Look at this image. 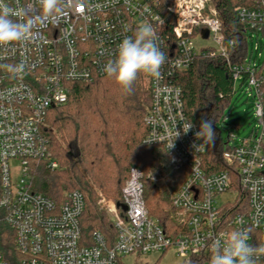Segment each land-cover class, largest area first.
I'll use <instances>...</instances> for the list:
<instances>
[{
  "label": "built area",
  "instance_id": "1",
  "mask_svg": "<svg viewBox=\"0 0 264 264\" xmlns=\"http://www.w3.org/2000/svg\"><path fill=\"white\" fill-rule=\"evenodd\" d=\"M28 2L6 0L11 7ZM158 4L71 0L59 21L39 25L27 41L0 46V221L13 230L23 264H119L128 255L169 251L184 259L203 255L210 264L211 242L241 228L249 232L250 244H264V0L237 8L248 43L240 64H232L234 40L227 41L214 0H171L167 7L175 19L171 27ZM141 24L153 26L165 54L158 77L142 74L151 93L144 143L163 146L178 177L170 199L175 224L166 229L150 214L144 182L151 177L132 167L122 188L121 210L114 201L99 200L116 231L113 246L99 230L93 232L91 243H85L80 223L84 194L67 190L57 200L34 190L31 162L60 167L42 131L50 110L68 102L72 83H93L106 76L104 67L115 59L120 42ZM198 39L207 43L198 46ZM200 55L226 60L234 94L239 87L246 89L256 120L239 143L231 144L235 135L229 129L223 158L230 168L214 172L206 170V148L195 136L199 127L193 121V129L168 148L175 126L181 130L183 122L191 121L176 75ZM18 63L25 65L24 72L13 76L5 66ZM12 162L17 163L16 170ZM258 262L264 264V256ZM0 264H7L1 252Z\"/></svg>",
  "mask_w": 264,
  "mask_h": 264
},
{
  "label": "trees",
  "instance_id": "2",
  "mask_svg": "<svg viewBox=\"0 0 264 264\" xmlns=\"http://www.w3.org/2000/svg\"><path fill=\"white\" fill-rule=\"evenodd\" d=\"M158 2L157 10L173 26L175 19L167 10L171 0ZM214 2L227 41L234 40L230 49L232 64H240L247 56L248 43L241 32L243 24L237 8L249 5L250 0ZM141 78L142 74L138 75L130 93L107 75L93 83H72L68 102L52 108L42 127L49 148L61 165L59 169H50L43 161H32L33 188L57 200L67 190L78 189L84 194L86 207L80 223L85 243H91L93 232L99 230L107 244L113 246L116 231L98 204V193L101 191L113 199L121 210L122 188L132 167L145 173L152 169L167 176L157 182L146 179L144 195L150 214L164 228L171 229L175 224L170 196L177 184L169 171V154L163 146L144 143L147 134L144 116L151 93ZM175 80L182 88L188 118L198 127L202 120H211L216 132L214 143L204 144L206 170L230 168L223 158L227 147L219 128V123L226 121L234 94L226 60L220 55H200L189 69L178 72ZM0 252L7 264H23V257L15 247L14 232L5 221H0ZM119 264H123L121 260ZM180 264H205V256L193 255Z\"/></svg>",
  "mask_w": 264,
  "mask_h": 264
},
{
  "label": "clouds",
  "instance_id": "3",
  "mask_svg": "<svg viewBox=\"0 0 264 264\" xmlns=\"http://www.w3.org/2000/svg\"><path fill=\"white\" fill-rule=\"evenodd\" d=\"M71 7V0H29L24 6L11 7L6 0H0V46H7L31 39L34 29L45 22H57L63 18ZM158 37L151 24H141L133 35L126 36L119 44L114 60L108 61L104 72L126 92L131 91L138 75L147 74L153 77L160 75V68L165 62V54L158 45ZM13 76L24 72L25 65L18 63L6 65ZM194 127L192 121L183 122L182 129L175 126L170 133L173 148L174 141L187 135ZM202 144H213L216 132L211 120L200 122L199 130L195 133ZM201 145L194 144L199 148ZM135 171V170H134ZM246 229H235L227 233L226 238L213 240L209 245L211 250L210 264H257L264 256V244L252 245Z\"/></svg>",
  "mask_w": 264,
  "mask_h": 264
},
{
  "label": "rangeland",
  "instance_id": "4",
  "mask_svg": "<svg viewBox=\"0 0 264 264\" xmlns=\"http://www.w3.org/2000/svg\"><path fill=\"white\" fill-rule=\"evenodd\" d=\"M196 43L198 46H202L207 42L198 39L196 40ZM141 80L143 86L148 88V82L143 75ZM245 90L246 89L239 87L237 92L233 94L229 108L227 110L228 116L226 118V121L225 122L221 121L219 123V128L221 130V137L224 142H227L229 129L231 131V134L235 135V138L234 140L231 141V144H236L239 143L242 138L247 137L251 133L252 129L255 127L256 120L254 118L253 104L251 100L248 98L247 92ZM168 166H169V171L171 172L172 180L178 185V177L176 175V172L170 167L169 160H168ZM12 167L14 170H16L15 167H17V163L12 162ZM145 171L146 174L151 177L150 179H148L149 181L157 182L159 180L163 181L167 179L166 175L162 173L157 174L155 173V170L151 169ZM98 196L100 199H102L101 200L102 202L103 200L106 201L107 203L114 201L113 199L108 198L101 191L98 193ZM223 198H225V196L220 197V199ZM100 199H98V204ZM99 206L101 209L106 211V214L109 217V214L105 209L106 207H102L101 205ZM183 261H185L184 258L175 255L172 251H169L166 254H146V255L133 254L121 258V262L123 264H180Z\"/></svg>",
  "mask_w": 264,
  "mask_h": 264
},
{
  "label": "water",
  "instance_id": "5",
  "mask_svg": "<svg viewBox=\"0 0 264 264\" xmlns=\"http://www.w3.org/2000/svg\"><path fill=\"white\" fill-rule=\"evenodd\" d=\"M207 36H208V32L206 31V32H205V37H207Z\"/></svg>",
  "mask_w": 264,
  "mask_h": 264
}]
</instances>
